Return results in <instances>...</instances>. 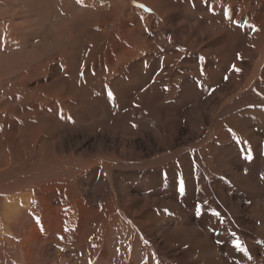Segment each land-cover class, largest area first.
<instances>
[{
  "label": "rangeland",
  "instance_id": "374dc122",
  "mask_svg": "<svg viewBox=\"0 0 264 264\" xmlns=\"http://www.w3.org/2000/svg\"><path fill=\"white\" fill-rule=\"evenodd\" d=\"M97 1L0 0V264H264V0Z\"/></svg>",
  "mask_w": 264,
  "mask_h": 264
},
{
  "label": "bare ground",
  "instance_id": "6f19581e",
  "mask_svg": "<svg viewBox=\"0 0 264 264\" xmlns=\"http://www.w3.org/2000/svg\"><path fill=\"white\" fill-rule=\"evenodd\" d=\"M43 1V0H42ZM47 1V0H46ZM88 1V0H87ZM95 0H91V2H94ZM97 2H99V0L97 1ZM70 4V3H69ZM88 4H89V2H88ZM103 4V3H102ZM36 10V9H35ZM34 12V11H33ZM108 12V11H107ZM70 13V12H69ZM34 15V14H33ZM105 15H106V13H105ZM75 24V26L77 27V28H75L74 30H75V32H79L81 29H83V27H82V25H80V23H74ZM82 27V28H81ZM81 28V29H80ZM104 28V27H103ZM101 31V30H100ZM82 32H84L83 30H82ZM81 32V33H82ZM70 33V32H69ZM85 33V32H84ZM99 33V32H98ZM85 34H87V33H85ZM71 35V34H70ZM80 35V34H79ZM98 36V35H97ZM66 37V36H65ZM72 37V36H71ZM96 38V36L95 35H91L90 37H89V39L90 40H93V39H95ZM109 38V37H108ZM98 40V39H97ZM105 40V39H104ZM264 41V40H263ZM77 42V41H76ZM75 43V42H74ZM262 43V42H261ZM260 43V44H261ZM111 44V43H110ZM229 44V43H228ZM232 44V43H231ZM259 47V46H258ZM262 48V47H261ZM261 48H260V50H261ZM230 49H231V51L229 50V48H227L226 49V53H230V52H232V50L233 51H235V48H234V46L232 45V46H230ZM264 49V48H263ZM81 49H79V51H80ZM91 50V49H90ZM132 49H130L129 51H127V52H130ZM264 51V50H263ZM59 52H61V51H59ZM113 52V51H112ZM76 53V52H75ZM124 53V52H123ZM60 54V53H59ZM171 54V53H170ZM66 56H67V54H65ZM76 55V54H75ZM130 55V54H129ZM264 55V54H263ZM62 56V55H61ZM73 56V55H72ZM92 56V55H91ZM88 57H90V56H88ZM70 58L72 59V57H67V59H68V61L70 60ZM87 58V57H86ZM85 58V59H86ZM84 59V60H85ZM42 61V60H41ZM43 62V61H42ZM260 63V62H259ZM38 65V64H37ZM255 66H257V68L259 67L258 66V64L256 65V63L254 64ZM253 65V66H254ZM222 67V65L221 64H217L216 66H215V69H217V70H215V71H217V72H220V71H223L224 70V68L222 69L221 68ZM64 68V67H63ZM199 69V68H198ZM254 69H256V67L254 68ZM260 69V68H259ZM63 70V69H62ZM226 70V69H225ZM252 70V69H251ZM258 69H256V71H257ZM92 71V70H91ZM253 71V70H252ZM251 71V72H252ZM256 71H255V73H256ZM254 72V71H253ZM81 73V72H80ZM96 74V73H95ZM95 74H94V77H95ZM252 74V73H251ZM255 75V74H254ZM253 77L252 75H249V77ZM82 77V81L81 82H77L76 84L77 85H75L74 84V87L72 88V93L74 94V96H72V93H71V95H69L68 94V96H64V98H59V100H58V102H55V103H58V106H57V109H61V108H64V107H66V104H68L69 102H72L73 100L76 102V103H80V102H84V103H86V102H89V101H91V100H93V97H96V96H100L101 94L100 93H98V92H100L101 91V88H102V86L101 85H99V83L98 82H96V80H95V78H94V83L90 86L89 85V83H87V81H86V79L87 78H85V76L83 75V76H81ZM97 78H98V74H97V76H96ZM250 77V78H251ZM88 80V79H87ZM249 80H251V79H249ZM90 81V80H89ZM244 84V83H243ZM242 84V85H243ZM247 84V83H246ZM246 84H244V86L246 85ZM184 86V85H183ZM184 90V89H183ZM76 91V92H75ZM81 91H83V92H85V94L84 95H82V93H81ZM109 91V90H108ZM181 91V90H180ZM59 94H62V93H60L59 91H57ZM75 92V93H74ZM248 93V92H247ZM95 95V96H94ZM84 96H86V97H84ZM242 96V95H241ZM251 96V95H250ZM254 96V95H253ZM81 97H82V99H81ZM250 98V97H249ZM242 99H244V98H242ZM48 101V100H47ZM62 101V102H61ZM66 101V103H64ZM61 102V103H60ZM74 103V102H73ZM119 103V101H115V104H113V105H117ZM241 105V104H240ZM136 107V106H135ZM235 107V106H234ZM210 108V107H209ZM258 108H264V106H261V105H258L256 108H252V109H258ZM263 112H264V110H262ZM64 111L62 110V113H63ZM69 112V111H68ZM91 113L92 114H96L95 112H93V111H91ZM66 114H67V112H66ZM58 115H59V113H58ZM58 119H59V117H58ZM254 138V137H253ZM238 143H239V141H238ZM12 198L13 197H10V198H6L5 199V202H3L2 203V207H3V214H5V215H7V214H10V211H11V209H12V205H13V202H15L14 200H12ZM14 206V205H13ZM5 211V212H4ZM5 236V235H4ZM7 247V246H6Z\"/></svg>",
  "mask_w": 264,
  "mask_h": 264
},
{
  "label": "snow or ice",
  "instance_id": "6c2138e0",
  "mask_svg": "<svg viewBox=\"0 0 264 264\" xmlns=\"http://www.w3.org/2000/svg\"><path fill=\"white\" fill-rule=\"evenodd\" d=\"M76 2L79 4V3H81V0H76ZM233 23H236V22L233 21ZM236 59H238V60L241 59V57H240L239 54H237ZM231 70H232L233 72H236V73H238V72L240 71V69H239L236 65H232ZM224 79L227 80L228 77L225 76ZM109 95H111V93H109ZM134 106H136V105H134ZM230 131H231V130H230ZM246 158H247V159H251V153H249L248 156H247ZM181 190H183V186H181ZM205 203H207V202H205ZM196 213H197L198 215L200 214V206H199V205H197V207H196ZM219 215H220V213H218V212H216V211L213 210V212H212V216H219ZM234 246H235V248H237V249L240 250L241 252L244 251V249H243L242 246H241L240 241H236Z\"/></svg>",
  "mask_w": 264,
  "mask_h": 264
}]
</instances>
